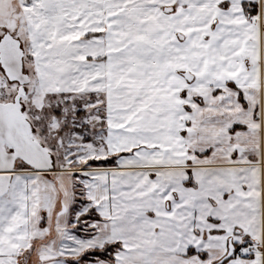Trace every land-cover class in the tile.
<instances>
[{
  "label": "snow or ice",
  "instance_id": "snow-or-ice-1",
  "mask_svg": "<svg viewBox=\"0 0 264 264\" xmlns=\"http://www.w3.org/2000/svg\"><path fill=\"white\" fill-rule=\"evenodd\" d=\"M0 264H264V0H0Z\"/></svg>",
  "mask_w": 264,
  "mask_h": 264
}]
</instances>
